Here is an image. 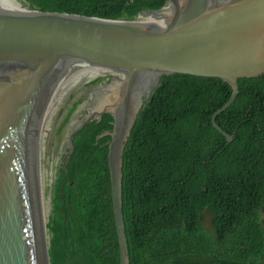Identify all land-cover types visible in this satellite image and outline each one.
I'll use <instances>...</instances> for the list:
<instances>
[{"label": "water", "instance_id": "1", "mask_svg": "<svg viewBox=\"0 0 264 264\" xmlns=\"http://www.w3.org/2000/svg\"><path fill=\"white\" fill-rule=\"evenodd\" d=\"M142 15L155 16L138 20ZM137 17L18 9L16 0H0V264H51L48 223L59 169L74 151L75 135L105 113L113 115V129L97 139L111 137L120 264H129L124 152L164 76L228 82L231 97L212 124L233 141L217 117L237 99L239 79L264 74V0H167Z\"/></svg>", "mask_w": 264, "mask_h": 264}, {"label": "trees", "instance_id": "2", "mask_svg": "<svg viewBox=\"0 0 264 264\" xmlns=\"http://www.w3.org/2000/svg\"><path fill=\"white\" fill-rule=\"evenodd\" d=\"M25 1L32 9L113 20H135L167 3ZM239 87L235 102L217 117L234 135L230 143L212 124L233 91L221 78L164 76L140 113L123 164L129 264H264V74L239 79ZM113 121L105 113L85 126L62 161L48 223L51 264L121 262L108 166L111 137L97 139L113 129ZM205 210L212 230L203 227Z\"/></svg>", "mask_w": 264, "mask_h": 264}, {"label": "rangeland", "instance_id": "3", "mask_svg": "<svg viewBox=\"0 0 264 264\" xmlns=\"http://www.w3.org/2000/svg\"><path fill=\"white\" fill-rule=\"evenodd\" d=\"M17 6L19 9H24L27 6V3L25 0H16ZM138 20H148L149 16H145L142 15L141 17H137ZM53 208H54V204H53ZM53 217V214H52ZM211 220H212V215L208 210H205L204 214H203V227L207 230H212V226H211ZM53 235V233H52Z\"/></svg>", "mask_w": 264, "mask_h": 264}, {"label": "bare ground", "instance_id": "4", "mask_svg": "<svg viewBox=\"0 0 264 264\" xmlns=\"http://www.w3.org/2000/svg\"><path fill=\"white\" fill-rule=\"evenodd\" d=\"M18 9H19V8H18ZM154 16H155V15H153V16H152V15L149 16L148 21H153V20H154Z\"/></svg>", "mask_w": 264, "mask_h": 264}]
</instances>
